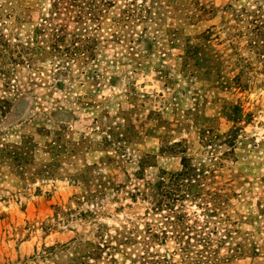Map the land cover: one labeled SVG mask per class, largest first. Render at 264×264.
Masks as SVG:
<instances>
[{"label": "rangeland", "instance_id": "1", "mask_svg": "<svg viewBox=\"0 0 264 264\" xmlns=\"http://www.w3.org/2000/svg\"><path fill=\"white\" fill-rule=\"evenodd\" d=\"M0 264H264V0H0Z\"/></svg>", "mask_w": 264, "mask_h": 264}]
</instances>
